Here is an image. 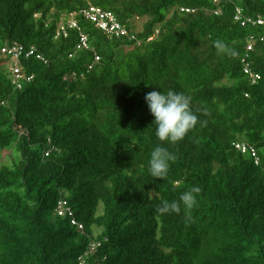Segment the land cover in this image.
<instances>
[{
	"label": "trees",
	"instance_id": "16d2710c",
	"mask_svg": "<svg viewBox=\"0 0 264 264\" xmlns=\"http://www.w3.org/2000/svg\"><path fill=\"white\" fill-rule=\"evenodd\" d=\"M91 6L135 40L82 17L91 51L75 30L56 39L62 19ZM249 19L264 20V0H0V43L49 60L25 62L36 78L18 89L0 59V264H264V25ZM153 90L190 95L199 117L163 143L176 159L162 180L148 172L162 143ZM13 148L18 161L2 164ZM192 187L193 209L157 211ZM60 203L72 215L58 216Z\"/></svg>",
	"mask_w": 264,
	"mask_h": 264
},
{
	"label": "clouds",
	"instance_id": "9594fccd",
	"mask_svg": "<svg viewBox=\"0 0 264 264\" xmlns=\"http://www.w3.org/2000/svg\"><path fill=\"white\" fill-rule=\"evenodd\" d=\"M93 7L99 8V7L91 6L87 9H84V10L78 12V13H72L68 17H65L64 19H62V21L58 25V31H57L56 39H59L62 37L67 39L69 37V31H71V30L77 31L79 34V37H80L79 30L69 29V28H68V37H65L62 34L60 36H58V33L60 31V27L66 26V28H67L68 24L70 23V21L72 19L76 20V22L79 26V29L81 30V32L83 34H85L82 31V29L78 23V18L82 17L86 21H88L85 18L83 12L87 11ZM100 9H102V8H100ZM102 10H104V9H102ZM110 13H112V12H110ZM112 14L116 17V15L114 13H112ZM35 18L40 19L41 15H37V16H35ZM116 19H117V17H116ZM117 21H118V19H117ZM89 22H91V21H89ZM94 25H96V24H94ZM124 29H126V28H124ZM127 31L131 34V32L129 30H127ZM122 38H125V37H122ZM125 39H129V38H125ZM89 41H90V39H89ZM13 46H20L24 50L22 56L19 59L13 60L10 56H6L2 52L4 48H11ZM217 47L220 49H223L224 45H223V43L218 42ZM91 50H92L91 44H90V50H79L78 49V51H91ZM29 53H33V54L28 57ZM97 57L98 56L95 57V63L100 62V61L99 62L96 61ZM0 59L2 60V63L4 65L6 71L9 73L8 75H9L10 79L13 81V84L15 86H17L18 89L22 88V84L24 82L25 83H31L36 78V75L34 73L33 74L28 73L27 69L24 67L25 62L36 61L42 65H46V66L49 65V60L38 50L37 47H35V46L28 47V46H26L24 44H20V43H14V44L0 43ZM15 68L20 69L21 73H22V78L17 82L14 78V69ZM145 102L148 106L150 114L154 117L153 124L155 125V136H156L158 141L162 142L161 144H158L156 147H154L151 151L150 158L148 161V172H149L150 176L153 177L154 179H161L162 180L168 175V172L170 169V162H173L176 159L175 155L172 152H170L167 147L163 146V143L175 145V144H178L179 142L183 141L188 136V134L195 128V126L199 123V117L197 116V114L194 113V111L192 109V98H191V96L185 94L184 92H177V91H173V90H169L167 92H162L160 90L159 91L153 90L145 96ZM47 156H48V154H47ZM259 161H260V159H259ZM199 191H200L199 188L192 187L189 190L183 192L180 195L178 201L164 202L160 207L157 208V211L161 214H165V213H169V212L179 213L181 211V206H183L185 211H189V210L193 209L194 206L196 205V203H197L196 194H198Z\"/></svg>",
	"mask_w": 264,
	"mask_h": 264
},
{
	"label": "built area",
	"instance_id": "2783aa9c",
	"mask_svg": "<svg viewBox=\"0 0 264 264\" xmlns=\"http://www.w3.org/2000/svg\"><path fill=\"white\" fill-rule=\"evenodd\" d=\"M214 1L215 3L219 2V0H214ZM183 11L190 12V10H185V9ZM83 14L88 21H91L92 23L96 24V26L100 30L104 31L106 34L110 36H116L118 38H122V37L129 38L131 41L135 40V36L131 35L126 29H124L119 24L116 17L112 13L102 10L100 8L93 7L87 11H84ZM216 14L219 15L218 12ZM241 14H242V11L238 9V17H237L238 20L240 19ZM250 23H253L254 25H264V20L259 19L257 22H253L252 20L249 19L247 20V22L243 23V26H245L246 24H250ZM68 28L77 29L80 32V44L78 46V49L79 50H90L89 38L81 32L76 20L74 19L70 21L67 28L66 26L60 27L58 36L62 34L65 37H68ZM253 51H254V45L250 44L248 47V52L252 53ZM2 52L4 55L10 56L14 60V59H19L22 56L24 50L20 46H13L11 48H4ZM32 54L33 53H29L28 57L31 56ZM249 56L250 55L248 54L246 59L243 62L244 72L250 78L252 84L255 85L260 80V76L253 73L251 64L249 62ZM96 61L99 62L100 58L97 57ZM14 78L16 82L22 78V73L20 69L18 68L14 69ZM236 148L239 151H242L243 153H247L250 151L252 153V156L256 159V165H259L260 161L257 157L256 151L252 147L246 144L245 145L238 144L236 145ZM56 213L58 216L64 217L67 214L72 215V210L70 207L67 206L66 203H60L58 209L56 210ZM73 223L75 225H78L75 221H73ZM79 227L80 229L83 230V226H79Z\"/></svg>",
	"mask_w": 264,
	"mask_h": 264
},
{
	"label": "rangeland",
	"instance_id": "374dc122",
	"mask_svg": "<svg viewBox=\"0 0 264 264\" xmlns=\"http://www.w3.org/2000/svg\"><path fill=\"white\" fill-rule=\"evenodd\" d=\"M146 22L147 19L135 20L134 26H135L136 34L141 33L143 31ZM18 159H19V155L16 152L15 148H13L12 150L4 151L2 153L1 163L7 166H12L13 164H15V162L18 161Z\"/></svg>",
	"mask_w": 264,
	"mask_h": 264
}]
</instances>
